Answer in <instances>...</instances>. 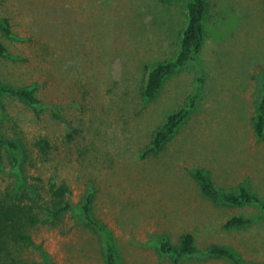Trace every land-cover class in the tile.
Masks as SVG:
<instances>
[{"label":"rangeland","instance_id":"obj_1","mask_svg":"<svg viewBox=\"0 0 264 264\" xmlns=\"http://www.w3.org/2000/svg\"><path fill=\"white\" fill-rule=\"evenodd\" d=\"M208 1L197 60L149 98L146 74L176 54L186 0H0V20L7 19L9 29L0 23L6 48L0 82L35 85L72 126L48 113L37 117L17 96H3L14 114L2 123L3 133H19L30 148L34 136L48 134L55 145L45 162L29 165L28 159L26 171L52 174L71 189L63 219L35 228L39 247L25 252L28 264H106L105 239L121 264H173L157 240L178 243L186 232L196 254L181 264H232L206 253L214 244L264 264L262 209L208 198L192 175L199 167L217 187L247 184L264 199V135L254 127L264 95V0ZM192 95L188 119L161 150L146 153L153 130ZM88 191L100 234L81 216ZM236 214L250 223L224 227Z\"/></svg>","mask_w":264,"mask_h":264},{"label":"trees","instance_id":"obj_2","mask_svg":"<svg viewBox=\"0 0 264 264\" xmlns=\"http://www.w3.org/2000/svg\"><path fill=\"white\" fill-rule=\"evenodd\" d=\"M185 8L187 19L180 33L176 54L169 59L155 62L148 70L143 84V94L146 97L156 96L168 77L197 60L203 47L207 33L209 1L186 0ZM2 20H0L2 28L9 32L4 23L7 19L2 18ZM5 54L6 48L0 41V56ZM44 82L46 84V81ZM261 86L264 89V82ZM10 94L35 108L37 117L48 113L51 118L61 117L68 130L72 126L70 121L60 114L59 106L39 97L35 85L32 87L28 85L10 87L0 82V179L7 172L6 177L9 179L6 184L0 186V264H28L25 260V252L27 249L39 247L34 239L35 228L42 223L52 225L50 223L52 218L57 221L63 219L64 214L72 207L69 199L71 189L67 181L57 180L52 177V174L44 178L26 171L25 162L28 159L29 165L45 162L50 158L55 145L48 134L34 136L30 148L27 143L22 142L19 133L14 134L11 138L3 133L2 123L8 118L13 120L14 115L9 112L10 108L2 102L3 96ZM195 99L196 95L190 96L188 104L177 107L166 114L164 121L153 130L150 146L146 153L158 152L170 141L177 129L188 119ZM16 123L15 120L13 126H18ZM254 127L259 137L264 135V95L258 102ZM67 135L70 137V133ZM30 153L34 155V158ZM4 159H7V163H4ZM192 175L202 193L208 198L231 205L255 204L264 213V199L247 184H241L236 189L217 187L210 175L199 167L193 171ZM93 200L94 192L88 191L81 205V216L100 234L102 227L96 226L98 223L92 213ZM248 223H250V218L236 214L226 220L224 227L240 228ZM157 245L161 253L169 255L173 259V264H181L185 258L196 254L194 237L190 232L184 233L178 243H172L169 238L163 236L157 240ZM104 246L105 263L121 264L114 243L105 239ZM206 253L223 257L232 264H255L245 261L225 245L214 244L207 249ZM46 261L47 264H50L48 259Z\"/></svg>","mask_w":264,"mask_h":264}]
</instances>
